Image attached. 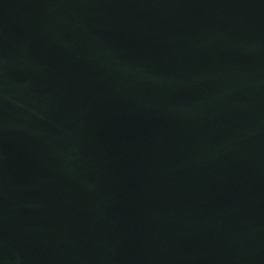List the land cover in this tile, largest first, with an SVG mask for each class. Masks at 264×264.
Masks as SVG:
<instances>
[{"label": "water", "instance_id": "water-1", "mask_svg": "<svg viewBox=\"0 0 264 264\" xmlns=\"http://www.w3.org/2000/svg\"><path fill=\"white\" fill-rule=\"evenodd\" d=\"M0 264H264V0H0Z\"/></svg>", "mask_w": 264, "mask_h": 264}]
</instances>
